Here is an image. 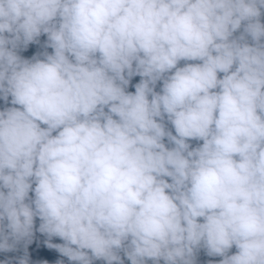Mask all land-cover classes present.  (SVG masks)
<instances>
[{
  "label": "clouds",
  "instance_id": "9594fccd",
  "mask_svg": "<svg viewBox=\"0 0 264 264\" xmlns=\"http://www.w3.org/2000/svg\"><path fill=\"white\" fill-rule=\"evenodd\" d=\"M262 17L264 0H0V253L38 219L70 264H264ZM41 35L52 52L22 58Z\"/></svg>",
  "mask_w": 264,
  "mask_h": 264
},
{
  "label": "trees",
  "instance_id": "16d2710c",
  "mask_svg": "<svg viewBox=\"0 0 264 264\" xmlns=\"http://www.w3.org/2000/svg\"><path fill=\"white\" fill-rule=\"evenodd\" d=\"M262 22H264V17H262ZM238 34L239 33H237V35ZM46 41H47V37L44 35H41L38 38L37 42L29 44L27 48L22 47L21 49H19L18 54L24 59H32L35 56H39L40 58H43L44 52H48L49 54L52 52L50 48L45 47ZM183 64L184 62L182 61L180 66H183ZM139 80H140V77L138 76L133 77L131 79L130 83L132 84V86H131L130 92L135 91L134 86L136 83L139 82ZM160 87H161V84L158 83L156 90L159 91ZM10 99L11 98H9V101ZM9 106H11L10 103L5 104L3 100H0V110H3L5 107H9ZM167 127L170 130H172L171 125H168ZM173 134H175L174 130H173ZM165 143H167V141H165ZM198 143H202V142L190 141V144L193 147H196ZM39 223L40 222L37 219L35 221L34 234H33V237L31 238V243L26 244V242H21L17 246L16 251L10 252V253H0V262L11 258L13 259V262L15 264V258L22 257L26 251L29 264H57L58 261H63V264H70V262L67 260L66 257L61 256L60 253H58L55 249H50L46 246L45 242L48 241V237L39 233L38 231ZM50 242L52 244L63 243V241H61L58 237L51 238ZM235 251L236 249L233 247L230 254H234ZM197 253H202V254L207 255L204 249H200L199 251H197ZM121 255L123 258V254ZM210 258L216 264H219L220 259H222L221 257H210ZM94 264H104V261L97 260V261H94ZM124 264H130V262L125 259ZM148 264H152V262L148 261Z\"/></svg>",
  "mask_w": 264,
  "mask_h": 264
},
{
  "label": "rangeland",
  "instance_id": "374dc122",
  "mask_svg": "<svg viewBox=\"0 0 264 264\" xmlns=\"http://www.w3.org/2000/svg\"><path fill=\"white\" fill-rule=\"evenodd\" d=\"M131 86L132 84L130 83L127 91H130ZM194 259H195V264H216L211 260L209 256L202 253H196ZM161 264H163V262H161Z\"/></svg>",
  "mask_w": 264,
  "mask_h": 264
}]
</instances>
